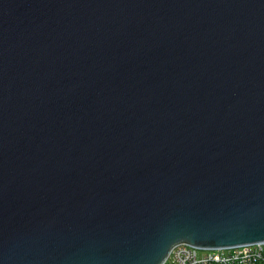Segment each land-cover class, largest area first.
I'll use <instances>...</instances> for the list:
<instances>
[{
  "label": "water",
  "instance_id": "obj_1",
  "mask_svg": "<svg viewBox=\"0 0 264 264\" xmlns=\"http://www.w3.org/2000/svg\"><path fill=\"white\" fill-rule=\"evenodd\" d=\"M259 243L264 0H0V264Z\"/></svg>",
  "mask_w": 264,
  "mask_h": 264
},
{
  "label": "built area",
  "instance_id": "obj_2",
  "mask_svg": "<svg viewBox=\"0 0 264 264\" xmlns=\"http://www.w3.org/2000/svg\"><path fill=\"white\" fill-rule=\"evenodd\" d=\"M163 264H264V243L215 250L182 244L171 251Z\"/></svg>",
  "mask_w": 264,
  "mask_h": 264
}]
</instances>
